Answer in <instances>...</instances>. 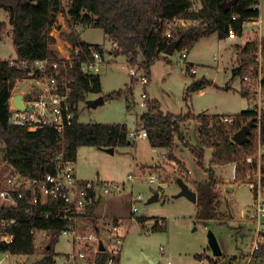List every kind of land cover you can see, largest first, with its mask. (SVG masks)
Wrapping results in <instances>:
<instances>
[{
  "label": "trees",
  "instance_id": "trees-1",
  "mask_svg": "<svg viewBox=\"0 0 264 264\" xmlns=\"http://www.w3.org/2000/svg\"><path fill=\"white\" fill-rule=\"evenodd\" d=\"M63 1L66 0H0V9L8 12L11 26V40L16 53V62L40 61L45 58L57 59L58 52L53 48L55 39L49 30L56 22L57 15L63 11ZM71 4L68 12L70 31L62 33L65 41L73 46H92L99 49V45L84 43L76 26H92L99 28L107 36L111 44L116 45L111 54L124 56L128 64H136L138 57H142L140 67L146 72L150 66L160 59H165L163 52L167 46L177 41V51H189L193 44L203 37L213 33L221 39H226L228 31L233 28L239 37L242 36L241 25L245 21H256L260 12V0H200L201 9L190 11L189 0H67ZM234 1L233 5L224 10L223 2ZM235 17L236 20H232ZM173 20L192 22L183 27L170 28ZM4 24L0 23V31ZM264 50V37L261 40H251L243 44L236 54L237 66L232 71L235 77L257 76L255 61L258 48ZM187 66L189 75L190 68ZM251 68L249 72V69ZM26 69L11 67L8 60H0V145L4 147V162L14 171L23 176H34L43 171H52L53 158L59 152L65 160L75 162L80 147H96L100 149L126 146L130 143L129 131L125 124L81 123L76 110V120L65 129L63 137L52 130L38 129L28 131L24 127L12 126L9 123V101L12 89L17 80L25 78ZM74 81L71 86L70 101L77 104L85 99L88 93H100L99 76L82 77L74 70ZM244 75V76H243ZM211 84L207 80L193 83L186 91L200 90ZM221 89L229 90L226 84ZM132 87L124 90L112 91L103 96L104 101L126 97L131 94ZM243 98L249 94L245 87L240 88ZM187 100V97L185 98ZM145 112L139 117V127L147 134L151 147L174 150L176 141L189 148L195 164L206 174V179L195 184L196 218L200 220H221L224 215L220 212V198L216 190L218 180L213 168L231 163L236 164L235 179L243 180L251 166L245 159L256 151V139L264 143V111L246 109L233 115L232 124L224 123V115H208L204 113L184 115L164 113L155 100L145 99ZM129 106H127V109ZM254 119L256 127L251 129L249 141L237 145L232 135L250 120ZM193 121L198 125V139L196 146H191L185 133V124ZM210 150V158L205 167V153ZM262 184L264 186V167L262 168ZM182 178V177H181ZM187 182L185 178H182ZM98 203L91 204L85 214L78 217L86 218L95 233L98 234L97 216L95 210ZM25 204L4 206L0 204V222L8 221L6 226L0 224V237L12 236L9 244L0 242V253L12 256H29L34 254L35 231H45L49 235V242L42 257L32 264H55L56 254L53 247L62 230L71 223L69 219H62L67 206L62 201L47 200L44 204L33 206L32 213L26 212ZM142 219H139L140 223ZM154 230H164L156 223ZM254 257H264V243L254 252ZM109 257L106 252L96 254L95 263L105 264ZM200 260L205 255L195 256ZM218 262L209 260V264ZM226 264H239L238 259L231 257Z\"/></svg>",
  "mask_w": 264,
  "mask_h": 264
},
{
  "label": "rangeland",
  "instance_id": "rangeland-1",
  "mask_svg": "<svg viewBox=\"0 0 264 264\" xmlns=\"http://www.w3.org/2000/svg\"><path fill=\"white\" fill-rule=\"evenodd\" d=\"M258 9L260 15L257 20L261 23L264 37V0L259 1ZM8 20V12L0 9V22L8 23ZM67 21L69 22V17L63 13V17L56 18V22L49 30L52 37H55L57 47H61L65 41L61 34L70 31ZM5 23H1L5 27L0 31V59L15 60L16 53L9 36V26ZM190 24L192 22H187L185 25ZM79 34L80 39L86 44L99 45L106 50L111 48L110 41L99 28L84 26ZM263 37L256 28L250 29L234 41L220 40L215 33L203 37L193 44L186 59L181 58L180 51L176 50L170 56L163 55L165 59L155 61L150 66V79L146 85L130 77L124 56H112L110 59L106 57L108 63L101 65L98 74L101 95L124 90L126 87H132V92L128 98L124 96L96 106H92L96 99L95 95H88L86 102L81 105L79 122L125 124L129 132H139L141 129L138 118L145 112V101L141 98L143 93L149 100L157 101L162 112L173 115H184L187 112L198 114L205 111L239 114L250 104L248 105L247 99L238 92V82L240 88L244 87L243 78L238 76L231 80L230 69L233 64L237 66L236 54L244 43L261 40ZM259 53L264 59V50L260 47L255 58L257 72ZM141 60L142 57H138L136 63L138 67ZM187 66L195 68V76L189 75ZM250 70L251 68L249 69L251 74L253 71ZM260 71L261 68L259 73ZM248 77L252 78L251 75ZM203 79L211 84L205 85L201 94L190 92L188 96L185 95L193 83ZM235 79L238 82H233ZM225 84L233 88L228 91L221 89ZM20 93L22 87L18 86L17 90L14 92L12 90L11 98ZM261 108L264 111V103ZM184 131L189 144L196 146L199 142L197 123L193 121L186 123ZM130 144L115 148L113 154L96 147H80L74 168L77 180L97 182L98 179L99 182H116L125 185L121 195L100 199L96 210L99 220L97 225L102 227L101 236H105V227L102 225L105 226L107 223H117L122 228L124 240L119 248L120 264H209V260L216 261L217 264H226L231 257L241 258L240 263L243 264L245 252L248 257L250 251L255 218L252 192L246 185V177L243 180L235 179L236 164L234 163L233 169L231 168L233 165L218 170L213 168L215 178L219 182L216 190L220 198V212L224 215L223 219L217 220V223L214 220H200L196 218L194 203L185 197L174 198L180 191L179 179L189 177L195 183L206 179L204 171L195 164L189 148L176 141V146L170 153L168 150L153 149L148 140L142 138L131 140ZM258 145L257 136V149L251 156L257 154ZM4 150L0 145V188L5 187L6 179L14 172L4 162ZM209 158L210 151L206 150L205 167ZM129 175L133 178L132 183L128 181ZM149 178H154L153 183H149ZM191 187L194 186H188L189 189ZM231 188H233L232 196L228 191ZM131 192L133 196H141L140 201L136 202V218L131 215ZM154 194H158V199L149 203L148 200ZM240 211H244L243 216L238 213ZM142 218L140 223L139 219ZM155 222H164V230L152 231ZM74 223L77 234L82 238L73 243L71 238L59 235L53 247L56 254L55 264H63L64 257L73 251L80 250L92 254L93 248L83 238L93 231L92 225L83 217H78ZM209 232L216 238L222 252L221 257L212 253L208 240ZM48 242L49 235L45 231H35L34 244L37 251L29 256H10L4 263L32 264L42 257ZM202 255H206V258L200 260L195 258Z\"/></svg>",
  "mask_w": 264,
  "mask_h": 264
},
{
  "label": "built area",
  "instance_id": "built-area-1",
  "mask_svg": "<svg viewBox=\"0 0 264 264\" xmlns=\"http://www.w3.org/2000/svg\"><path fill=\"white\" fill-rule=\"evenodd\" d=\"M191 3L190 11L198 12L201 9L200 0H189ZM232 20H236L232 17ZM187 22L183 20H173L169 23L170 28L183 27ZM256 21H245L241 25L242 34L249 31L251 25H257ZM75 31L78 33L79 28ZM51 35V34H50ZM52 36V35H51ZM239 36L233 28L228 31L227 38L237 39ZM116 45L111 44L110 50H106L102 46L95 49L92 46H73L67 41H63V45L59 48L58 58H45L40 61H21L9 60L11 67H18L27 70V75L23 79L16 81L13 92L22 87V109L17 108L9 101V123L12 126L24 127L28 131H36L38 129H49L63 137L64 131L76 120V110L79 111L78 103L74 104L70 101L71 86L74 81L72 75L74 70L82 77L98 76L100 67L106 62L111 50ZM188 51L182 49L180 51L181 58L187 57ZM262 54L257 56L258 72L257 76L252 78L243 77L244 87L249 90L246 96L248 108L262 110L261 105L264 103V78L259 73L261 67ZM127 72L133 80H137L142 85L148 83V75L143 68L136 64L127 63ZM190 73H196L195 68H190ZM17 95V94H16ZM142 100L146 99V94L141 96ZM247 108V109H248ZM224 123L232 124L233 116H225L221 119ZM129 138H147L144 130L129 133ZM259 141V139H258ZM52 171H43L34 176H23L17 172H13L6 181L5 187L0 188V204L4 206H17L19 203L27 206L26 212L32 213L33 206L44 204L47 200L62 201L67 206V212L70 215H64L62 219H69L71 223L68 227L61 231L60 235L67 236L74 243L82 237L75 230V219L78 215H83L87 208L100 199L105 197H113L121 195L125 190L124 183H105L80 181L75 178V162L65 160L63 153L59 152L52 160ZM246 164L251 168L246 174V185L252 192L253 209H254V234L248 254V260L253 258L254 252L264 243V186L262 184L264 167V143L259 141L258 152L255 156H249L245 159ZM128 181L133 182V178L129 175ZM149 183H153L154 178H149ZM141 196H133L131 192V212L135 216L137 213L136 202L140 201ZM8 221H1L2 227L6 226ZM158 226H163V222H155ZM105 236H97L95 231H91L83 237L86 243L91 244L93 248L92 254L83 251H73L67 254L63 259V264H96L95 257L99 252H106L109 257L105 260V264H120V246L123 244V234L120 231L119 224H105ZM146 230H143L145 232ZM12 236L3 235L0 242L9 244ZM99 244L104 248L99 251ZM95 246V247H94ZM95 248V250H94ZM10 257L9 253H0V264Z\"/></svg>",
  "mask_w": 264,
  "mask_h": 264
},
{
  "label": "water",
  "instance_id": "water-1",
  "mask_svg": "<svg viewBox=\"0 0 264 264\" xmlns=\"http://www.w3.org/2000/svg\"><path fill=\"white\" fill-rule=\"evenodd\" d=\"M233 3H234V1L223 2L222 7L224 10H228L233 5ZM177 45H178L177 41L171 42L167 46V48L163 52V54L166 56L172 55L176 51ZM11 102L17 108L22 109L24 107V105L22 103V95L21 94L14 95L11 99ZM103 102H104V99L102 96H100L96 100L93 101L92 105L96 106L98 104H102ZM256 126L257 125H256V123H254V119L250 120L246 125L242 126L237 132H235L232 135L231 140L237 145H243V144L247 143L249 141V135H250L251 129L255 128ZM105 150L110 154L113 153L112 148H106ZM178 183L180 186V191L178 192V194H176L174 196V198L185 197L187 200L191 201L192 203H196V193L194 191H192L191 189H189L187 184L182 179H179ZM157 199H158V195L154 194L148 200V202L151 203L153 201H156ZM208 240H209V244H210L213 255L217 256V257L221 256L222 252L218 246L216 238L214 237V235L211 232H209ZM103 250H104L103 246L101 244H99V251H103Z\"/></svg>",
  "mask_w": 264,
  "mask_h": 264
},
{
  "label": "crops",
  "instance_id": "crops-1",
  "mask_svg": "<svg viewBox=\"0 0 264 264\" xmlns=\"http://www.w3.org/2000/svg\"><path fill=\"white\" fill-rule=\"evenodd\" d=\"M258 7V6H257ZM71 10V4H70V2L69 1H63V11L61 12V13H59L58 15H59V17H58V15H57V18H59V19H61V17H63V13L65 14V15H67V17H68V12ZM260 12V11H259ZM64 21H65V19H64ZM68 22V21H67ZM0 23H5V22H0ZM6 25H8L9 26V30H8V32L10 33L9 34V36H11V26H10V24H9V20H8V23H5ZM65 24V23H64ZM257 25H259V27L257 26ZM257 25H251L250 26V29H252V28H256L259 32H260V35L263 37V35H262V32H261V23H260V21H258V24ZM76 27H78L79 28V31L84 27H82V26H76ZM68 28H70V27H68ZM71 29V28H70ZM249 29V30H250ZM52 35V34H51ZM78 35H79V37H80V34H79V32H78ZM54 39H55V37H54ZM226 39H228V40H231V41H234V40H236V39H229V38H226ZM238 39H239V37H238ZM56 43V42H55ZM234 45H240V44H234ZM233 45V46H234ZM53 47H55L54 49L55 50H59V48L60 47H57V46H55V44H54V46ZM188 54V53H187ZM164 55V54H163ZM113 55H110L108 58L110 59L111 57H112ZM122 56V55H121ZM114 57H116V56H114ZM187 58V57H186ZM185 58V59H186ZM0 60H7V59H0ZM106 62L108 63V61L106 60ZM235 65L236 64H233L232 66H231V69H230V79L232 78V71H233V69L235 68ZM193 67V66H192ZM261 71H260V75H261V77H264V67L262 68V63H261ZM147 73V75L149 76V78H148V80L150 79V75H149V71H147L146 72ZM193 76H195V74L193 75ZM229 79V80H230ZM234 81H237L238 82V80L237 79H235V80H233V82ZM149 82V81H148ZM228 83V82H227ZM226 85V84H225ZM224 85V86H225ZM238 85H239V90H238V92L240 91V83L238 82ZM223 86V87H224ZM231 88H233L232 86H230V89ZM100 89H101V87H100ZM229 89V90H230ZM202 90H203V88H201L200 90H197V91H193V92H198V93H202ZM226 91H228V90H226ZM88 95H95V97H96V99L98 98V97H100V96H105V95H101V91H100V93H88L86 96H85V99L83 100V101H80L79 103H78V108H79V111H78V113H79V115H78V121H79V117H80V113H81V110H82V104L84 103V102H86V99H87V96ZM95 99V100H96ZM146 99L147 100H149L148 99V97H147V95H146ZM103 103H105V101L103 102ZM102 103V104H103ZM93 106V105H92ZM85 107V106H84ZM145 110H146V107H145ZM200 113H204V114H208V115H224V116H233V115H236V114H220V113H212V112H209V111H205V112H200ZM194 114V113H193ZM199 114V113H198ZM141 115H139V117H140ZM138 122H139V118H138ZM191 122V121H190ZM82 123V122H81ZM186 125V124H185ZM137 132V131H136ZM131 133V132H130ZM130 139V138H129ZM145 139H147V138H145ZM148 140V139H147ZM130 142H131V139H130ZM129 145H131L130 143H129ZM117 148V147H116ZM153 148V147H152ZM113 149V151H114V149L115 148H112ZM153 149H158V148H153ZM105 150V149H104ZM159 150V149H158ZM160 150H165V149H160ZM167 151V150H166ZM210 151V150H209ZM105 152H107L106 150H105ZM211 152V151H210ZM108 153V152H107ZM110 154V153H109ZM113 154V153H112ZM229 165H233L231 168L233 169L234 167H235V165H234V163H231V164H227V165H223V166H215V169H221V168H225V167H227V166H229ZM185 168V167H184ZM236 169V168H235ZM185 170H186V168H185ZM188 173H190L189 171H188ZM205 174V173H204ZM183 180V179H182ZM185 180H187V182H185L188 186L190 185H193L194 187H195V182H193V181H191V179H189V177H188V179H185ZM189 180V181H188ZM194 187L192 188L191 187V190L192 191H194ZM233 188H231V189H229L228 191H229V193H230V196H232V192H233V190H232ZM158 195V194H157ZM113 197H116V196H113ZM112 197V198H113ZM98 203V202H97ZM252 203H253V199H252ZM195 204V203H194ZM234 205V204H233ZM98 206V205H97ZM96 210H97V208H96ZM96 210H95V214H96ZM131 213V212H130ZM239 214H241V216H243L244 215V211L242 212V211H240V212H238ZM238 214V215H239ZM131 215H132V213H131ZM136 215V214H135ZM97 216V215H96ZM84 218V217H83ZM132 219H133V217H131ZM134 218H136L135 216H134ZM84 219H86V218H84ZM87 220V219H86ZM97 220H98V217H97ZM99 221V220H98ZM216 223H217V221H216ZM254 225V224H253ZM102 226H104V225H102ZM119 227H120V231H121V226L119 225ZM100 228H102L101 226H99L98 227V234L97 233H95L97 236H99L100 235ZM93 229V231H94V228H92ZM123 234V233H122ZM253 234H254V231H253ZM252 238H253V235H252ZM252 238H251V242H252ZM251 244V243H250ZM91 245V244H90ZM250 250V249H249ZM10 256H12V255H10ZM206 256V255H205ZM221 257V256H220ZM245 258H247V259H245ZM245 260V261H244ZM238 261H239V264H241L240 262H241V258H239L238 259ZM252 261V262H251ZM262 264V263H264V257H260L258 260H257V257H254L253 256V258L252 259H250V260H248V257H246V252H245V254H244V256H243V264Z\"/></svg>",
  "mask_w": 264,
  "mask_h": 264
}]
</instances>
